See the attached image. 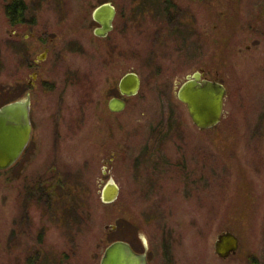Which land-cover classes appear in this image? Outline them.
Returning a JSON list of instances; mask_svg holds the SVG:
<instances>
[{"label": "rangeland", "instance_id": "obj_1", "mask_svg": "<svg viewBox=\"0 0 264 264\" xmlns=\"http://www.w3.org/2000/svg\"><path fill=\"white\" fill-rule=\"evenodd\" d=\"M67 1L77 23L84 2ZM133 1L135 31L114 33L113 53L76 29L34 97L32 141L0 171V264H100L119 240L147 241L150 264H264V0ZM9 29L0 15V107L27 77ZM202 69L227 89L207 130L176 95ZM129 72L141 88L112 112ZM110 179L121 189L106 204ZM225 231L239 238L227 259Z\"/></svg>", "mask_w": 264, "mask_h": 264}, {"label": "water", "instance_id": "obj_2", "mask_svg": "<svg viewBox=\"0 0 264 264\" xmlns=\"http://www.w3.org/2000/svg\"><path fill=\"white\" fill-rule=\"evenodd\" d=\"M114 15V8L109 5L100 6L95 10L94 17L103 26L102 30H96V34L101 36L107 34L112 28ZM140 88L141 79L135 72L125 74L119 82L120 92L124 96H135ZM176 95L186 106L198 129H211L222 121L227 89L221 82L205 78L202 70L187 75ZM109 108L112 112H121L126 108V103L120 98H113L109 102ZM32 132L30 96L0 107V171L10 169L19 161L31 140ZM120 189L114 179H110L101 190L102 201L106 204L114 203L119 198ZM238 248L239 238L231 231L220 233L214 243L215 253L223 259L234 255ZM100 264H149V262L146 251L137 252L129 242L119 240L105 248Z\"/></svg>", "mask_w": 264, "mask_h": 264}, {"label": "flooded vegetation", "instance_id": "obj_3", "mask_svg": "<svg viewBox=\"0 0 264 264\" xmlns=\"http://www.w3.org/2000/svg\"><path fill=\"white\" fill-rule=\"evenodd\" d=\"M119 1L121 0H83L78 22L69 23L68 16L70 14L67 11L69 2L67 0H0V15L12 28V31L9 29L10 42L16 45L20 69L27 74L26 79L21 84L22 97L19 99L31 97V112L34 97L38 98L45 94L44 90H50L51 84H53V66L56 62L63 60L65 53L70 49L72 41L69 37L73 31L80 30L83 33V41L86 40L88 34L92 33L96 44H102L99 47L101 49L103 43L107 42L106 47L109 48V53H113L117 47L110 39L114 33L124 34L135 31L136 4L133 0H127L126 3H119ZM93 5H95L94 8H92ZM103 5L113 7L115 15L112 28L106 35L101 36L96 34V30H102L103 26L95 19L94 12ZM119 20H121V27L118 25ZM202 71L204 77L210 79L203 69ZM18 83L20 84V82ZM118 91L120 92L119 85ZM113 98L122 99L127 107L129 96H124L120 92L119 96ZM31 141L32 137L28 146ZM130 245L137 252L146 251L150 264L147 241L144 242L142 251L135 248L131 243Z\"/></svg>", "mask_w": 264, "mask_h": 264}, {"label": "bare ground", "instance_id": "obj_4", "mask_svg": "<svg viewBox=\"0 0 264 264\" xmlns=\"http://www.w3.org/2000/svg\"><path fill=\"white\" fill-rule=\"evenodd\" d=\"M31 123H32V120H31Z\"/></svg>", "mask_w": 264, "mask_h": 264}]
</instances>
